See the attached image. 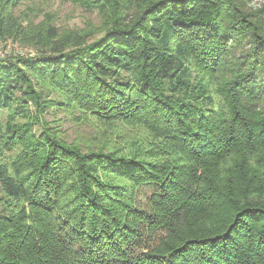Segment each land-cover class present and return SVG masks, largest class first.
I'll return each mask as SVG.
<instances>
[{
    "label": "trees",
    "instance_id": "16d2710c",
    "mask_svg": "<svg viewBox=\"0 0 264 264\" xmlns=\"http://www.w3.org/2000/svg\"><path fill=\"white\" fill-rule=\"evenodd\" d=\"M69 1L101 25L0 0V264H264V9Z\"/></svg>",
    "mask_w": 264,
    "mask_h": 264
},
{
    "label": "rangeland",
    "instance_id": "374dc122",
    "mask_svg": "<svg viewBox=\"0 0 264 264\" xmlns=\"http://www.w3.org/2000/svg\"><path fill=\"white\" fill-rule=\"evenodd\" d=\"M250 6L255 10L264 9V0H252ZM17 15L39 24L50 18L53 24L61 31L83 29L88 26L99 27L101 20L97 13L87 12L84 9L73 5L69 0H20ZM24 19V20H26ZM26 20V21H27ZM9 47V49H7ZM0 51L5 52L1 60L19 55L33 54L36 52L26 48L12 40L0 43ZM7 52V53H6ZM54 116H48L47 120L53 126L65 134V138L71 142L74 140H88L94 136V129L88 126H78L71 119L60 114V122L53 121Z\"/></svg>",
    "mask_w": 264,
    "mask_h": 264
},
{
    "label": "built area",
    "instance_id": "2783aa9c",
    "mask_svg": "<svg viewBox=\"0 0 264 264\" xmlns=\"http://www.w3.org/2000/svg\"><path fill=\"white\" fill-rule=\"evenodd\" d=\"M7 49H9V47H8ZM6 53H7V52H6ZM26 55L35 56V55H33V54H26ZM4 57H5V52L0 51V59H2V58H4Z\"/></svg>",
    "mask_w": 264,
    "mask_h": 264
}]
</instances>
